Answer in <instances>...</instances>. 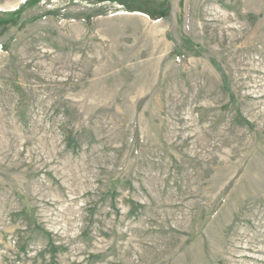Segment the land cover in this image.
Instances as JSON below:
<instances>
[{
  "label": "rangeland",
  "instance_id": "rangeland-1",
  "mask_svg": "<svg viewBox=\"0 0 264 264\" xmlns=\"http://www.w3.org/2000/svg\"><path fill=\"white\" fill-rule=\"evenodd\" d=\"M0 264H264V0H0Z\"/></svg>",
  "mask_w": 264,
  "mask_h": 264
}]
</instances>
